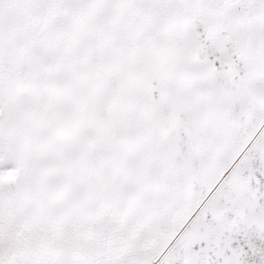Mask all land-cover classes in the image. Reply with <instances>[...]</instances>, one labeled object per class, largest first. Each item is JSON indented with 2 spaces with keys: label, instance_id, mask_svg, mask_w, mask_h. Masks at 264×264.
<instances>
[{
  "label": "snow or ice",
  "instance_id": "obj_1",
  "mask_svg": "<svg viewBox=\"0 0 264 264\" xmlns=\"http://www.w3.org/2000/svg\"><path fill=\"white\" fill-rule=\"evenodd\" d=\"M0 264H264V0H0Z\"/></svg>",
  "mask_w": 264,
  "mask_h": 264
}]
</instances>
